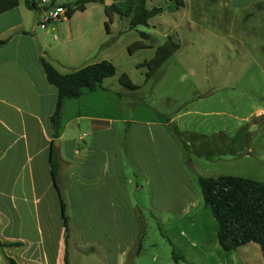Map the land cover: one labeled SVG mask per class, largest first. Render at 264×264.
I'll list each match as a JSON object with an SVG mask.
<instances>
[{
  "label": "rangeland",
  "instance_id": "374dc122",
  "mask_svg": "<svg viewBox=\"0 0 264 264\" xmlns=\"http://www.w3.org/2000/svg\"><path fill=\"white\" fill-rule=\"evenodd\" d=\"M73 1L58 0V4ZM139 1L98 0L74 15L73 27L90 30L88 37L93 33L98 40L93 59L112 62L116 74L105 82V90H85L79 101L70 100L67 119L79 111L83 116L113 119L119 129L117 143L131 167L133 122L157 124L177 118L185 127H199L212 144L208 155H223L226 160L204 158L194 147L192 131L182 135L184 143L193 144L191 153H185L182 145L177 152L164 143L157 146L142 139L141 146L147 149L136 158L156 178L131 180L135 211L128 219L137 221L144 239L137 255V238L127 263L241 264L240 251L227 252L219 246V225L204 202L194 170L203 177L264 182V9H259L264 0H148L147 9L159 8L162 13L148 27L131 29ZM106 9L112 14L109 31ZM35 14L39 19L43 15ZM52 23L47 31L60 44L63 38L53 31ZM141 33L149 39L143 40ZM141 41L146 48L129 50ZM168 41L179 50L147 81L149 70L144 64ZM122 74L140 88L124 90ZM81 127V135L88 133L87 121ZM220 140L228 144L223 154L214 147ZM71 228L70 264H110L97 255L75 257L78 233Z\"/></svg>",
  "mask_w": 264,
  "mask_h": 264
},
{
  "label": "crops",
  "instance_id": "0c3cea01",
  "mask_svg": "<svg viewBox=\"0 0 264 264\" xmlns=\"http://www.w3.org/2000/svg\"><path fill=\"white\" fill-rule=\"evenodd\" d=\"M19 2L18 8L0 15V41L8 40L0 47V242L19 244L0 247V264H9L8 258L18 264H64L66 231L50 164L53 143L59 153V179L68 215L71 212V225L78 233L75 257L97 255L110 264H128L140 233L137 221L128 219L135 211L131 180L156 178L136 158L147 149L141 146L142 139L157 146L164 143L177 152L182 145L185 153H191L194 144L207 160L226 159L208 155L212 144L199 127L188 128L177 118H169L157 124L133 122L135 133L130 142L135 162L131 167L117 143L115 121L83 116L80 111L67 119L69 101L56 145L51 117L59 95L48 83L41 59L61 74H69L100 62L92 57L98 40L93 33L91 39L88 37L90 30L74 28L73 15L52 23L56 26L53 31L63 38L59 44L57 36L47 31L49 24L45 29L40 27L43 15L39 19L35 13H42V9L31 10L26 0ZM107 80L102 84L104 90ZM84 120L88 133L81 135ZM189 131L194 137L191 145L182 139ZM85 137H91L90 141ZM214 147L223 154L228 144L220 140ZM194 174L202 176L197 169ZM237 251L241 264H264L261 248L255 243Z\"/></svg>",
  "mask_w": 264,
  "mask_h": 264
},
{
  "label": "trees",
  "instance_id": "16d2710c",
  "mask_svg": "<svg viewBox=\"0 0 264 264\" xmlns=\"http://www.w3.org/2000/svg\"><path fill=\"white\" fill-rule=\"evenodd\" d=\"M148 0H140L134 9L131 18V29L139 26L148 27L149 21L160 15L162 9H147ZM98 0H75L72 3L64 4L69 9L67 19L78 12L86 11L87 5L97 3ZM20 5L19 0H0V15L10 12ZM26 5L31 10H39L34 0H26ZM259 9H264L260 5ZM106 9V16L109 22L106 23V29L109 31V25L112 24V14ZM143 40L149 39L147 33H141ZM8 40L0 41V47L4 46ZM144 42H137L130 46V51H137L146 48ZM179 50V46L171 41L166 42L159 47L155 56L144 65L149 73L147 81L157 73V71ZM42 67L45 71L47 81L58 90V101L54 114L51 117V125L54 134V142L61 136L62 119L64 107L67 101L79 99L85 90L95 92L102 87L106 79L112 78L116 74V68L110 61H101L73 71L69 74H61L47 60L41 59ZM121 86L127 91H136L140 87L133 84L127 74L120 77ZM50 164L54 187L58 192L61 203V214L66 231V253L64 264L69 262L68 240L71 233V218L68 215V206L61 187L62 182L59 179V153L53 143L50 155ZM200 190L205 204L211 208L212 215L219 225L217 239L219 246L227 251H237L239 248L250 243L260 246L264 257V182L244 179L240 177H198ZM143 235L138 237L139 249L137 255L142 249ZM138 244V242H136ZM19 244L1 243L0 247L18 246ZM176 257V256H175ZM176 259H179L176 257ZM9 264H18L15 260L8 258Z\"/></svg>",
  "mask_w": 264,
  "mask_h": 264
},
{
  "label": "built area",
  "instance_id": "2783aa9c",
  "mask_svg": "<svg viewBox=\"0 0 264 264\" xmlns=\"http://www.w3.org/2000/svg\"><path fill=\"white\" fill-rule=\"evenodd\" d=\"M37 6L43 11V20L40 26L42 29H45L51 22H61L67 19L69 9L57 4V0H38Z\"/></svg>",
  "mask_w": 264,
  "mask_h": 264
},
{
  "label": "water",
  "instance_id": "95a60500",
  "mask_svg": "<svg viewBox=\"0 0 264 264\" xmlns=\"http://www.w3.org/2000/svg\"><path fill=\"white\" fill-rule=\"evenodd\" d=\"M59 144V142L58 141H56V145H58Z\"/></svg>",
  "mask_w": 264,
  "mask_h": 264
}]
</instances>
